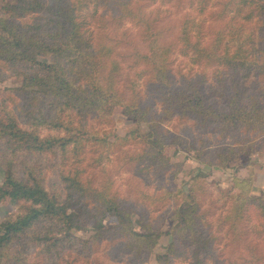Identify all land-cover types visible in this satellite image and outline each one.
I'll return each mask as SVG.
<instances>
[{"label": "trees", "instance_id": "trees-1", "mask_svg": "<svg viewBox=\"0 0 264 264\" xmlns=\"http://www.w3.org/2000/svg\"><path fill=\"white\" fill-rule=\"evenodd\" d=\"M143 1L149 0H0V81L7 75L18 80L17 86L0 89V204L19 203L0 224V264H92L87 251L106 230L119 241L117 250L132 259L147 257L168 234L170 241L155 254L159 264L179 259L206 264L220 233L232 245L243 243L249 220L250 230L264 240V192L252 194L249 178L234 177L226 190L213 184L209 193L212 183L197 173L187 188H163L158 199L174 203L163 215L146 219L139 213L134 219L110 178L95 182L88 174V165H101L127 142L134 146L124 159L137 164L140 173L168 171L170 179L179 165L169 163L167 146L192 150L198 162L226 168L246 148L260 150L264 144V0H220V18L230 17L208 41L191 17L183 19L172 39L165 38ZM206 1H200L201 11ZM103 5L107 13L113 10L111 32L104 22L93 29L105 18L99 12ZM127 20L137 25L144 48L131 46L133 65L149 75L155 102L140 99L136 78L126 85L120 78L121 49L130 44L127 29L120 26ZM176 52L202 71L183 73L176 83ZM225 70L231 71L234 85L235 71L253 77L243 97L238 89L229 90ZM18 95L25 96L22 105L15 103ZM115 107L143 128L115 134L108 126ZM185 116L202 129L210 127L219 142L211 146L200 139L197 147L191 137L165 128L174 117ZM42 155L58 163L61 184L53 188L45 186L40 172L36 158ZM88 203L94 208L88 212L93 233L86 239L74 231L86 228L78 207L86 210ZM105 216L114 224L104 226ZM165 218L170 228L162 231L159 223ZM249 251L250 264H264L263 255Z\"/></svg>", "mask_w": 264, "mask_h": 264}, {"label": "rangeland", "instance_id": "rangeland-1", "mask_svg": "<svg viewBox=\"0 0 264 264\" xmlns=\"http://www.w3.org/2000/svg\"><path fill=\"white\" fill-rule=\"evenodd\" d=\"M200 1L201 0H149L143 1V6L150 17L156 18L155 28L160 30L165 38L172 39L176 35L183 19L185 17H191L194 19V22L200 25L203 33V41H208L212 37V32L224 27V22L229 19L230 15H228V17L225 16L223 19L220 18L218 13L220 8L218 2L220 0H207V4L203 11L200 9ZM112 7H114V5ZM106 8L107 5L99 7V12L104 14L105 18L103 21L99 18L98 22L94 23L93 29L95 31L100 29L98 26L103 22L107 23L110 32L113 31L114 22L111 19L113 10L107 13ZM239 21L247 24V28H253V25L250 23H246L242 20ZM120 28L127 29V41H130V44H123L121 49L123 55L120 78L123 80L124 84H127L128 81L130 82L132 78H136L140 99L143 102H155L156 98L153 95V86L150 83L149 75L143 71L142 68L140 69L139 66L133 65L130 55L131 46L134 45L141 49L143 48L140 37L138 36V27L130 20H127L122 22ZM142 50H144V48ZM47 59L51 60V57ZM140 71L144 73L139 75L138 73ZM200 71L202 70L199 65L192 63L191 60L182 56L179 52L173 55L172 74L176 83H179L181 74H197ZM207 73L208 78L211 79V77H209L210 73ZM225 74L227 75L226 79L230 86L229 90L234 91L236 88L239 90L241 97H243L251 85L253 77L247 79L243 71H235L233 74L236 85H234L231 71L225 70ZM17 85L18 80L12 75H7L0 81L1 90H6ZM24 101V95H18L15 98V103L18 105H22ZM110 118L111 120L108 126L119 136L124 135L129 130L143 128L142 124H138L133 118L122 113L121 109L118 107L113 109ZM90 122H92V120L88 121L89 124ZM164 126L172 133L185 136L188 139L191 137V139L195 140L193 145L197 147L199 146L197 140L200 139L207 140L211 146L219 142L210 127L204 129L200 128L196 125V120L193 117H174L166 122ZM133 146L134 143L132 142H127L126 145L118 144L109 158L101 165H88L87 169L88 174L93 177L95 182L101 181L102 179L104 180L105 177L111 179L113 187L119 190L124 202L132 208L131 215L134 219L141 216L139 213L145 214L146 219L163 215L165 209L174 206L172 200L158 199L160 197L159 195L163 192V188H187L192 182L193 176L197 173H201L205 176L204 178L208 183H212V185L207 186L209 193L213 188V184L222 190L228 189L232 186L234 177L249 178L252 194L258 195L264 192V144L260 150L252 151L246 148L245 151L230 159L226 168L207 166L204 163L198 162V160L193 157L192 150H185L178 145L167 146L164 152L169 159V163L174 165V167L179 165L178 173L172 179L169 178L168 171L152 176L140 173L137 164L129 163L128 160L124 159L125 151L132 149ZM36 159L39 160L40 172L43 176L45 186L47 188H53L61 184L58 179V163L56 160L48 155H42ZM3 182V167L0 166V184H3ZM155 196H157V199H155ZM208 198L209 194L202 200V204L205 207L208 205ZM18 206L19 203L14 201L7 200L1 203L0 224L3 218L7 214L14 212ZM74 208L77 210L76 206H74ZM211 210L214 212L213 214L217 213L216 208H212ZM90 211H94L93 203H88L86 205V210H81L78 207L80 218L83 220L86 228L74 231L77 236L86 239L93 233V230L89 226L91 220L88 212ZM114 222V218L110 216H105L102 219V223L106 227L111 226ZM250 223V220L246 223L248 236L242 244L232 245L228 243L226 238L220 233L221 237L215 242L213 247V255L207 259L206 264H250L249 262L252 260L250 249H253L256 254L264 256V240H262L261 237H257L250 230ZM159 226L162 231H166L170 228V222L165 218L159 223ZM135 229L138 230L139 227L135 225ZM110 231L111 230H106L104 237L102 240H99L97 245L91 242L87 253L92 264H159L156 261L155 254L163 251L165 245L170 241V236L168 234H163L147 257L132 259L130 253L117 250L119 241L111 239L113 236ZM21 248H23L25 252L30 251V246L22 245ZM45 262L50 263L49 260ZM177 264H188V262L185 259H179ZM255 264L261 263L255 261Z\"/></svg>", "mask_w": 264, "mask_h": 264}]
</instances>
